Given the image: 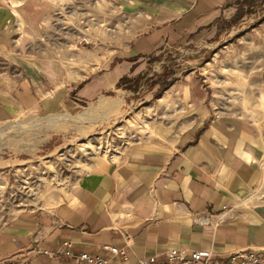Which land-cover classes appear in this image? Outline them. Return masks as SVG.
Returning a JSON list of instances; mask_svg holds the SVG:
<instances>
[{"label":"crops","instance_id":"crops-1","mask_svg":"<svg viewBox=\"0 0 264 264\" xmlns=\"http://www.w3.org/2000/svg\"><path fill=\"white\" fill-rule=\"evenodd\" d=\"M254 1L0 0V125L123 91L164 51L248 54L231 91L217 84L216 110L210 85L180 67L154 83L159 119L117 163L92 169L46 210L17 213L7 199L0 264H75L57 253L63 241L74 253L125 248L129 262L169 249H264V12L239 27ZM225 206L233 214L219 225L199 222Z\"/></svg>","mask_w":264,"mask_h":264},{"label":"rangeland","instance_id":"rangeland-1","mask_svg":"<svg viewBox=\"0 0 264 264\" xmlns=\"http://www.w3.org/2000/svg\"><path fill=\"white\" fill-rule=\"evenodd\" d=\"M245 11L248 13L239 21L242 29L262 20L264 0L252 2ZM107 24L112 26L111 33L114 25ZM236 45L247 46V39ZM233 49L219 53H213L218 48H192L186 53L164 51L138 80L127 82L123 91L108 93L72 113L26 117L1 124L0 209L4 210L7 199L15 203L17 213L49 209L92 169L117 163L126 147L144 139L159 119L154 97L160 91L153 90L154 83L180 67L185 71L195 68V75L210 85L213 95L208 97L216 110L217 84L223 86L226 81L223 87L231 91L227 81L248 58L247 53L232 52ZM193 58L198 60L192 61ZM234 96L219 95L230 103Z\"/></svg>","mask_w":264,"mask_h":264},{"label":"built area","instance_id":"built-area-1","mask_svg":"<svg viewBox=\"0 0 264 264\" xmlns=\"http://www.w3.org/2000/svg\"><path fill=\"white\" fill-rule=\"evenodd\" d=\"M232 207H222L215 213H205L199 222L203 225L217 226L232 216ZM104 253L92 254L81 251L74 253L70 241H63L57 251L73 260L75 264H264V249H241L226 256H218L211 251L169 249L161 257L158 254L139 258L129 262L126 249L107 243L102 244ZM38 253L53 255L49 250H38Z\"/></svg>","mask_w":264,"mask_h":264}]
</instances>
